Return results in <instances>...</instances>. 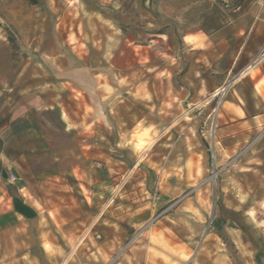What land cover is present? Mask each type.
Wrapping results in <instances>:
<instances>
[{
	"label": "rangeland",
	"instance_id": "obj_1",
	"mask_svg": "<svg viewBox=\"0 0 264 264\" xmlns=\"http://www.w3.org/2000/svg\"><path fill=\"white\" fill-rule=\"evenodd\" d=\"M241 2L0 0V130L17 113L42 129L32 109L50 104L51 128L83 113L103 142L82 155L93 185L41 167L62 221L50 239L47 224L6 227L0 168V264H264V121L229 135V63L184 39Z\"/></svg>",
	"mask_w": 264,
	"mask_h": 264
},
{
	"label": "crops",
	"instance_id": "obj_2",
	"mask_svg": "<svg viewBox=\"0 0 264 264\" xmlns=\"http://www.w3.org/2000/svg\"><path fill=\"white\" fill-rule=\"evenodd\" d=\"M213 7L202 32L185 34L184 39L191 43L193 50H206L202 56L207 65L219 60L229 63L224 84L231 82V93L222 117L229 135L242 137L248 134V126L255 120L264 121V0H243L240 6L227 3L223 7ZM82 84L80 88H88L87 82ZM49 108L53 106L46 104L41 109H32L38 117L40 114L47 116L42 129L28 113H17L1 127L0 168L6 169L7 181L3 183L11 192L8 203L14 211L6 227L10 224L23 228L31 221L39 230L47 224L48 228L41 231H46L50 239V232L57 231L56 225L62 221H57L60 212L56 204H52V193L39 190L40 181L36 179L41 177V167L48 165L45 168H50L54 159L57 167L69 174L63 178L67 183L77 187L93 185L92 179L80 175L82 155L88 148L98 152L103 142L97 127L88 129L83 113L80 119L63 113L60 116V122H64L62 129L51 128ZM57 132L64 136L62 143L55 137ZM88 136L94 138L91 145L85 142ZM11 173L17 177L15 181L9 179ZM50 181L46 182L52 183ZM94 183L97 187L96 178Z\"/></svg>",
	"mask_w": 264,
	"mask_h": 264
},
{
	"label": "built area",
	"instance_id": "obj_3",
	"mask_svg": "<svg viewBox=\"0 0 264 264\" xmlns=\"http://www.w3.org/2000/svg\"><path fill=\"white\" fill-rule=\"evenodd\" d=\"M224 90H225V89H223L222 92H224ZM9 179H10L11 181H15V180L17 179V177H16L13 173H11Z\"/></svg>",
	"mask_w": 264,
	"mask_h": 264
},
{
	"label": "bare ground",
	"instance_id": "obj_4",
	"mask_svg": "<svg viewBox=\"0 0 264 264\" xmlns=\"http://www.w3.org/2000/svg\"><path fill=\"white\" fill-rule=\"evenodd\" d=\"M216 93H217V92H216ZM143 143H144L143 140H140V141H139V144H140V145H142Z\"/></svg>",
	"mask_w": 264,
	"mask_h": 264
},
{
	"label": "trees",
	"instance_id": "obj_5",
	"mask_svg": "<svg viewBox=\"0 0 264 264\" xmlns=\"http://www.w3.org/2000/svg\"><path fill=\"white\" fill-rule=\"evenodd\" d=\"M242 3V2H241ZM241 4H238L237 6H240Z\"/></svg>",
	"mask_w": 264,
	"mask_h": 264
}]
</instances>
